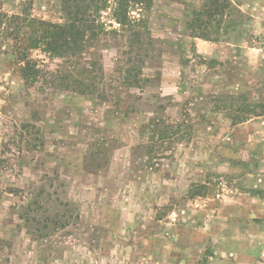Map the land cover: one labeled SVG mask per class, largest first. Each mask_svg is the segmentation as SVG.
I'll use <instances>...</instances> for the list:
<instances>
[{
  "label": "rangeland",
  "instance_id": "obj_1",
  "mask_svg": "<svg viewBox=\"0 0 264 264\" xmlns=\"http://www.w3.org/2000/svg\"><path fill=\"white\" fill-rule=\"evenodd\" d=\"M110 1L26 71L61 0H0V264H264V0Z\"/></svg>",
  "mask_w": 264,
  "mask_h": 264
},
{
  "label": "trees",
  "instance_id": "obj_2",
  "mask_svg": "<svg viewBox=\"0 0 264 264\" xmlns=\"http://www.w3.org/2000/svg\"><path fill=\"white\" fill-rule=\"evenodd\" d=\"M150 0H115L112 5V15L119 23L126 25L132 19L129 14L130 7L134 5H146ZM110 0H61L62 11L65 20L60 23L38 18H29L27 21L32 27L29 40L19 54V59L24 62L23 70H34V63L28 58L26 48H40L54 56H63L66 53L76 52L80 49L87 34L95 30L98 25V15L102 10L110 8ZM230 4L225 1L211 0L210 4L202 11L203 15L213 18L218 15L220 22L225 9ZM9 16L1 11L0 26L4 25ZM215 19V18H214ZM207 25L200 23V27ZM207 34L200 33L197 36L210 39ZM22 42V41H21ZM32 69V70H31ZM36 73V72H34Z\"/></svg>",
  "mask_w": 264,
  "mask_h": 264
}]
</instances>
